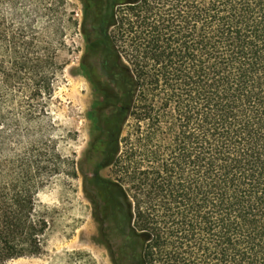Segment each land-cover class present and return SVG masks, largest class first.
<instances>
[{"label": "trees", "instance_id": "obj_1", "mask_svg": "<svg viewBox=\"0 0 264 264\" xmlns=\"http://www.w3.org/2000/svg\"><path fill=\"white\" fill-rule=\"evenodd\" d=\"M18 1L0 0V150L17 131L11 113L41 112L55 59ZM103 26L114 86L84 179L118 221L116 264H264V0H122ZM37 159H16L10 177L0 170V264L43 251ZM108 166L117 182L99 176Z\"/></svg>", "mask_w": 264, "mask_h": 264}, {"label": "rangeland", "instance_id": "obj_2", "mask_svg": "<svg viewBox=\"0 0 264 264\" xmlns=\"http://www.w3.org/2000/svg\"><path fill=\"white\" fill-rule=\"evenodd\" d=\"M111 1L114 5L122 2ZM15 8L29 34L41 36V50L47 60L53 53L55 59L53 65L49 62L45 66L51 91L40 100L41 112L22 122L11 113L10 133L14 134L16 127L17 131L10 134L6 149L0 150L3 175L11 176V164L18 158H39L44 168L46 182L36 198L37 210L47 222L43 251L39 256L6 264H116L113 252L118 221L110 217L102 194L100 203L93 200L91 183L84 179V175L94 176L97 169L90 158H94L93 144L103 146L96 140L106 126L102 123L99 128L97 118L106 99L94 92L79 67L87 41L81 26L83 21L93 22V2L19 0ZM8 11L13 13V9ZM134 127L135 121L130 118L120 130L117 158H124L126 140ZM131 141L138 147L135 136ZM53 168L56 173H51ZM98 174L111 182L121 177L113 166L104 167Z\"/></svg>", "mask_w": 264, "mask_h": 264}, {"label": "flooded vegetation", "instance_id": "obj_3", "mask_svg": "<svg viewBox=\"0 0 264 264\" xmlns=\"http://www.w3.org/2000/svg\"><path fill=\"white\" fill-rule=\"evenodd\" d=\"M89 0H87L88 2ZM93 8L91 14L95 17L93 22L86 20L82 22V31L84 32L87 41L86 48L81 58L79 67L82 72H85L94 92L102 99H107L109 89L114 86L113 81L108 76L109 63L106 59L109 52L108 45H105L103 35V25L108 22V15L111 0H92ZM118 85V83H117ZM119 86V85H118ZM101 108V107H100ZM99 108V110H100ZM104 107L99 112L107 111ZM91 179V177H88Z\"/></svg>", "mask_w": 264, "mask_h": 264}]
</instances>
